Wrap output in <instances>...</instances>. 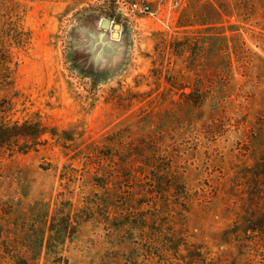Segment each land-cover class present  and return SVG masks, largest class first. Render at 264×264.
I'll use <instances>...</instances> for the list:
<instances>
[{
    "label": "rangeland",
    "instance_id": "374dc122",
    "mask_svg": "<svg viewBox=\"0 0 264 264\" xmlns=\"http://www.w3.org/2000/svg\"><path fill=\"white\" fill-rule=\"evenodd\" d=\"M174 1L0 0V264H264V0Z\"/></svg>",
    "mask_w": 264,
    "mask_h": 264
},
{
    "label": "built area",
    "instance_id": "2783aa9c",
    "mask_svg": "<svg viewBox=\"0 0 264 264\" xmlns=\"http://www.w3.org/2000/svg\"><path fill=\"white\" fill-rule=\"evenodd\" d=\"M179 1L175 0L173 6H177ZM128 11L131 16L151 14V7L148 1H133L128 3Z\"/></svg>",
    "mask_w": 264,
    "mask_h": 264
},
{
    "label": "water",
    "instance_id": "95a60500",
    "mask_svg": "<svg viewBox=\"0 0 264 264\" xmlns=\"http://www.w3.org/2000/svg\"><path fill=\"white\" fill-rule=\"evenodd\" d=\"M99 26L104 30L112 28V39H117V37H119V25L111 23L109 18L101 19L99 22Z\"/></svg>",
    "mask_w": 264,
    "mask_h": 264
},
{
    "label": "trees",
    "instance_id": "16d2710c",
    "mask_svg": "<svg viewBox=\"0 0 264 264\" xmlns=\"http://www.w3.org/2000/svg\"><path fill=\"white\" fill-rule=\"evenodd\" d=\"M0 57H1V56H0ZM0 59H1V58H0ZM2 59H3V62L5 63L6 59H5V58H2ZM1 63H2V62L0 61V64H1ZM4 63H3V65H4ZM1 65H2V64H1ZM1 65H0V66H1ZM7 65H8V63H7ZM2 67H3V66H2ZM7 68H8V67H7ZM2 69H3V68H0V71H1ZM4 69H6V68H4ZM6 70H7V69H6ZM4 82H5V81H4ZM5 84H6V83H5ZM5 130H7V129H5ZM1 132H4V131H1ZM6 132H7V131H5L4 134H6ZM43 133H44V131H40L39 134L42 135ZM59 239H61V240H58V243H59V245H60V241H62V237H60Z\"/></svg>",
    "mask_w": 264,
    "mask_h": 264
}]
</instances>
